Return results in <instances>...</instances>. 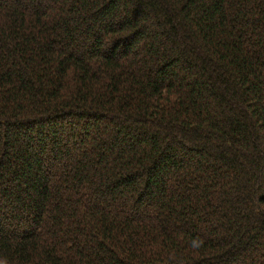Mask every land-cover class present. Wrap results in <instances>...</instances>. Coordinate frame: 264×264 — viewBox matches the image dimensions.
<instances>
[{"label": "trees", "instance_id": "obj_1", "mask_svg": "<svg viewBox=\"0 0 264 264\" xmlns=\"http://www.w3.org/2000/svg\"><path fill=\"white\" fill-rule=\"evenodd\" d=\"M0 264H264V0H0Z\"/></svg>", "mask_w": 264, "mask_h": 264}]
</instances>
